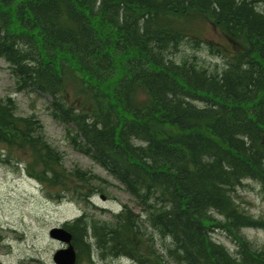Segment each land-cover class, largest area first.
Here are the masks:
<instances>
[{"label": "trees", "instance_id": "1", "mask_svg": "<svg viewBox=\"0 0 264 264\" xmlns=\"http://www.w3.org/2000/svg\"><path fill=\"white\" fill-rule=\"evenodd\" d=\"M262 3L0 0V57L16 91L47 96L69 145L106 169L143 212L123 204L112 220L84 213L66 222L76 264L83 255L95 264L94 249L139 264H264V245L241 233L264 230V217L234 196L246 178L264 192ZM198 22L223 41L204 40ZM180 43L205 44L222 65L174 56ZM0 145V162L22 158L28 176L57 190L50 196L69 190L86 202L102 191L92 186L98 175L64 168L41 120L19 114L9 95L0 98ZM214 229L232 238L233 254L211 238Z\"/></svg>", "mask_w": 264, "mask_h": 264}, {"label": "rangeland", "instance_id": "2", "mask_svg": "<svg viewBox=\"0 0 264 264\" xmlns=\"http://www.w3.org/2000/svg\"><path fill=\"white\" fill-rule=\"evenodd\" d=\"M258 9L264 11V3L259 4ZM197 29L204 40L223 41L218 34L220 31L217 32L207 22H198ZM193 53L206 62L222 65V58L212 55L205 44L196 48L188 43H180L174 50L176 57ZM7 95L16 101L19 114L34 115L41 120L49 144L63 155L64 168L70 170L78 166L98 175L100 178L93 181L92 186L101 187L102 191L96 189L89 202L74 199V191L69 190L61 191L59 196H50V188H45L25 173V161L22 158L17 166L15 163L10 165L0 162V264H54L52 254L62 245L49 236V229L72 221L84 213L98 220H111L123 204L128 205L135 213L141 212L140 206L121 183L90 156L69 145L65 126L50 115L47 96L31 91H16L14 77L7 63L0 58V98ZM236 189L234 196H238L240 205L250 214L264 217V192L258 182L246 179ZM100 194L105 196L104 200L100 198ZM212 214L221 218L215 211ZM241 233L254 247L264 245V230L244 228ZM211 236L233 254L234 241L227 233L215 229ZM88 240L93 241L90 237ZM162 245V241L156 239L155 246L159 251H162ZM91 257L95 264H139L120 255L101 259L96 250ZM81 264L92 263L83 255Z\"/></svg>", "mask_w": 264, "mask_h": 264}, {"label": "water", "instance_id": "3", "mask_svg": "<svg viewBox=\"0 0 264 264\" xmlns=\"http://www.w3.org/2000/svg\"><path fill=\"white\" fill-rule=\"evenodd\" d=\"M104 199L103 195H100ZM49 235L65 244L52 254V259L56 264H75L76 252L71 243V233L61 226L53 227L49 230Z\"/></svg>", "mask_w": 264, "mask_h": 264}, {"label": "bare ground", "instance_id": "4", "mask_svg": "<svg viewBox=\"0 0 264 264\" xmlns=\"http://www.w3.org/2000/svg\"><path fill=\"white\" fill-rule=\"evenodd\" d=\"M135 143H136V142H135ZM246 179H247V178H246ZM246 179H244V180H246ZM248 179H249V178H248ZM250 179H251V178H250ZM252 180H253V179H252ZM214 230H215V229H214ZM214 230H213V231H214ZM213 231H212V232H213ZM212 232H211V233H212ZM211 233H210V234H211ZM211 238H212V236H211ZM166 239H167V237H166ZM212 239H213V238H212ZM170 240H171V239H170ZM214 241H215V240H214ZM215 242H216V241H215ZM170 243H171V242H170ZM217 243H218V242H217ZM166 245H167V244H166ZM168 245H169V244H168ZM169 246H170V245H169ZM164 247H167V246H164ZM100 249H101V248H100ZM166 250H167V249H166ZM116 254H117V253H116ZM120 254H121V253H120ZM120 254L118 253V255H115V256H119ZM162 254H163V253H162ZM165 254H167L166 251H165ZM124 255H127V254H124Z\"/></svg>", "mask_w": 264, "mask_h": 264}]
</instances>
